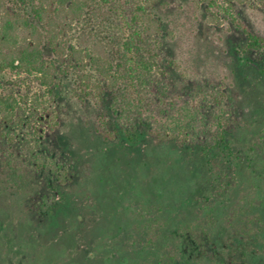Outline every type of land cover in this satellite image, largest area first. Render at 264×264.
Wrapping results in <instances>:
<instances>
[{
	"label": "trees",
	"instance_id": "16d2710c",
	"mask_svg": "<svg viewBox=\"0 0 264 264\" xmlns=\"http://www.w3.org/2000/svg\"><path fill=\"white\" fill-rule=\"evenodd\" d=\"M187 1L239 12L184 35L185 0H0L6 85L56 100L74 71L93 84L46 141L0 85V194L31 231L23 264H264V27L239 2ZM89 15L120 20L118 50L85 30ZM165 28L220 82L163 90Z\"/></svg>",
	"mask_w": 264,
	"mask_h": 264
},
{
	"label": "rangeland",
	"instance_id": "374dc122",
	"mask_svg": "<svg viewBox=\"0 0 264 264\" xmlns=\"http://www.w3.org/2000/svg\"><path fill=\"white\" fill-rule=\"evenodd\" d=\"M184 1V0H181ZM226 5H229L230 1L241 3L240 13L251 21L257 22L261 27H264V0H224ZM182 8L186 11L179 19L178 33L188 34L190 31L196 33H202L206 36L205 32L208 28L225 29L230 27L231 21L237 17L239 11L234 13L230 11L228 16L223 17L216 13L208 12L204 14V5L200 7L197 2L192 4L185 0L184 3H180ZM236 9V10H237ZM233 12V13H232ZM96 20V19H94ZM91 15L87 17L84 22L85 30L91 31L94 26V34L104 42L111 43L114 50H118L119 41L118 37L113 35V27L119 25L120 20L114 16L110 20L94 21ZM164 37H160L158 44L163 49L164 61L162 63V71L160 72L161 87L163 90L173 92L175 94L183 93L182 88L185 89L188 86H202L204 83L220 82V75L215 72L211 67H205L199 69L192 58L193 51L190 50L192 44L197 45V40L190 38V46L186 43V37L178 45H175L174 41L170 38L171 30L165 28ZM177 33V34H178ZM178 38V35L176 36ZM240 37H233L234 42H240ZM172 44H171V43ZM170 43V45H169ZM194 46V47H195ZM86 72H72L70 76L61 80V86L56 90L59 97L51 99L47 97L43 90L38 89L31 84H24L22 87H12L6 85V79L0 76V85L8 93H14L18 98L23 101V107L25 109V116L22 125L32 132L37 139H43L46 141L51 130L55 128L61 107L65 106V101L70 96L75 99L80 97L93 96L92 83L86 77ZM219 80V82H218ZM222 90L227 91L226 82L222 80ZM38 99V100H37ZM62 103V104H61ZM53 135V134H52ZM4 194H0V264H23L24 254L20 252L18 239L20 236H27L31 231L25 230L20 222L15 219V216L10 213L12 207L11 202ZM10 204V205H9Z\"/></svg>",
	"mask_w": 264,
	"mask_h": 264
}]
</instances>
